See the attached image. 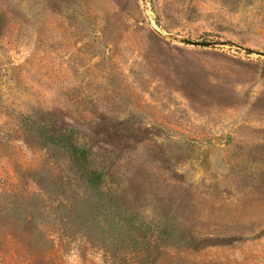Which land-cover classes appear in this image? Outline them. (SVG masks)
I'll return each instance as SVG.
<instances>
[{"label":"rangeland","instance_id":"1","mask_svg":"<svg viewBox=\"0 0 264 264\" xmlns=\"http://www.w3.org/2000/svg\"><path fill=\"white\" fill-rule=\"evenodd\" d=\"M0 264H264V0H0Z\"/></svg>","mask_w":264,"mask_h":264},{"label":"trees","instance_id":"2","mask_svg":"<svg viewBox=\"0 0 264 264\" xmlns=\"http://www.w3.org/2000/svg\"><path fill=\"white\" fill-rule=\"evenodd\" d=\"M73 132V131H72ZM51 141L55 144H61L65 139L63 136L59 138L52 136ZM71 148L72 154L75 159L83 165L82 176L87 183V186L100 198L106 197L105 191H103V185L106 181V175L104 171L97 168H93L92 161H90V151L88 149L77 147L74 143L67 142Z\"/></svg>","mask_w":264,"mask_h":264},{"label":"water","instance_id":"3","mask_svg":"<svg viewBox=\"0 0 264 264\" xmlns=\"http://www.w3.org/2000/svg\"><path fill=\"white\" fill-rule=\"evenodd\" d=\"M191 44L195 46H207V47L215 45V43L213 42H205V43L191 42Z\"/></svg>","mask_w":264,"mask_h":264}]
</instances>
